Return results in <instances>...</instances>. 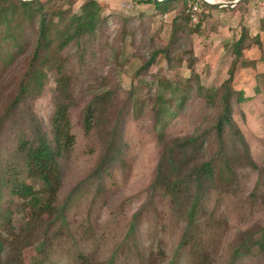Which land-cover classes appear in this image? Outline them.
Wrapping results in <instances>:
<instances>
[{"label": "rangeland", "instance_id": "rangeland-1", "mask_svg": "<svg viewBox=\"0 0 264 264\" xmlns=\"http://www.w3.org/2000/svg\"><path fill=\"white\" fill-rule=\"evenodd\" d=\"M43 1L60 14L78 12L83 0ZM97 1L107 23L80 47L70 44L60 53L68 63V146L57 160L59 180L54 168L49 182L42 183L40 168L7 155L10 149L17 156L29 141L26 121L16 125L6 119L0 126V264H264V250L256 243L264 239V68L256 60L264 57V0H242L223 9L200 2V25L188 22L189 33L173 45L175 54L189 50L181 63L170 69L159 55L145 72L137 71L144 42L157 48L166 44L174 11L137 23L131 16L150 7L130 0ZM242 27L260 42L249 41L240 60L246 66L235 65L234 87L244 99L231 103L230 117L255 166L234 145L231 161L222 163L210 127L219 110L216 91L228 76L232 43ZM191 57L195 79L186 65ZM24 61L20 57L0 68V116ZM50 74L40 94L29 99L38 120L48 126L56 85ZM199 88L213 94V104L198 95ZM92 89L104 91L103 98L109 94L105 109L85 121L83 108ZM155 94L161 103L154 104ZM205 128L210 131L195 161L217 154L214 178L189 219L185 196L175 203L165 184L151 183L162 144ZM228 133L227 141L234 143ZM113 151L116 158L102 165L104 154L110 157ZM23 190L38 196L35 207Z\"/></svg>", "mask_w": 264, "mask_h": 264}, {"label": "trees", "instance_id": "trees-1", "mask_svg": "<svg viewBox=\"0 0 264 264\" xmlns=\"http://www.w3.org/2000/svg\"><path fill=\"white\" fill-rule=\"evenodd\" d=\"M130 2L151 9V11L150 9L138 10L136 14L131 16V20H135L137 23L143 21L148 23L154 14L164 15L171 11L175 13L170 20L169 38L163 47H149L147 41L144 42V49L139 53L142 63L137 71L145 72L159 55L162 56L169 68L174 63L180 64L184 54L189 50L184 49L179 54H175L173 45L180 39V36L190 31L188 28L189 19L184 10L186 0H168L164 3H154L151 0H130ZM49 5L48 1L43 0H0V68L4 69L9 65H13L20 57L25 59L23 70L16 78L8 104L2 110L0 126L6 119L16 125L26 121L29 126L27 132L29 141L26 144L22 143L20 151L16 152L18 155L16 156L10 149L6 153L7 155L12 153L14 158L26 162L29 166L33 164L36 169L40 168L39 180L42 183L49 182L50 171H53L54 168L56 177L59 180L57 160L62 156V151L68 146L65 141L67 139L65 133H67L68 120L66 112L68 104L65 103L67 98L65 92L67 82L65 79L67 76L64 71L65 64L68 63L67 58L60 56V53L70 44H74L77 48L80 47V41L93 38L96 31L107 23L108 17L103 15V6L97 0H83L79 5L78 12L66 11L60 14L51 13ZM211 8L223 9V7ZM201 18L202 16L196 24H193L195 28L200 25ZM262 24L264 25V20H262ZM241 30L242 32L232 43L233 59L228 69V76L221 84L220 89L218 88L216 91L219 110L210 124L211 129L218 138V155H220V160L224 164L231 161L229 152L233 145L235 151L238 149L236 146H241L244 156L249 160L246 145L236 131L230 117L231 103H238L244 99L242 91L234 87L233 82L238 77L233 76V71L239 68L235 65L246 66L244 62L240 64V60L242 50L246 48L248 42L251 41L258 45L260 40L255 35L249 38L243 27ZM193 60V57L187 58L186 65L195 79V72L192 71ZM256 60H259L264 68L263 55H260V58ZM47 71L51 73L50 77L56 84L51 88L50 93L53 112L49 126L42 125L29 104V99L42 91L43 82L47 78ZM201 90L203 88H199V94L196 93L204 97L208 103L213 104V94H210L208 90L206 92ZM106 92L108 96L109 91ZM104 93V91L95 93V89H92V97L83 108L85 121L94 118L105 109L107 96L103 98ZM162 101L161 96L155 94L154 104ZM178 103L181 105L182 101ZM119 122L120 120H116L114 125L118 126L117 123ZM205 129L192 135L166 140L162 144V151L151 183L152 187L165 184L175 203H178L185 196L183 198L189 201L186 205L185 215L189 219L195 214L201 198L214 178V164L217 154L214 155V159L195 161L197 152L202 149V145L207 138L206 135L210 131V128ZM228 130L235 138L234 143L232 138L227 141ZM50 131L52 133L51 137ZM235 151L233 156H237ZM115 155L116 151H113L110 157L104 154L102 165L111 162L112 159L116 158ZM235 159L237 158L232 160ZM106 160H109V162L106 163ZM249 163L255 166L250 160ZM96 169L93 172L94 174L102 170L101 165ZM171 174L174 175L173 179L169 178ZM20 193L26 195L28 203L32 207L39 203L38 196L31 191L23 190ZM183 205L185 204L181 203L178 206ZM256 243L263 251L264 239L259 237ZM242 247L248 248L245 245L240 246V248Z\"/></svg>", "mask_w": 264, "mask_h": 264}, {"label": "built area", "instance_id": "built-area-1", "mask_svg": "<svg viewBox=\"0 0 264 264\" xmlns=\"http://www.w3.org/2000/svg\"><path fill=\"white\" fill-rule=\"evenodd\" d=\"M186 14L191 24H196L200 18L202 5L199 0H188L186 3Z\"/></svg>", "mask_w": 264, "mask_h": 264}, {"label": "water", "instance_id": "water-1", "mask_svg": "<svg viewBox=\"0 0 264 264\" xmlns=\"http://www.w3.org/2000/svg\"><path fill=\"white\" fill-rule=\"evenodd\" d=\"M151 1L154 3H164L168 0H151ZM199 1L208 7H233L242 0L214 1V2H209L206 0H199Z\"/></svg>", "mask_w": 264, "mask_h": 264}, {"label": "bare ground", "instance_id": "bare-ground-1", "mask_svg": "<svg viewBox=\"0 0 264 264\" xmlns=\"http://www.w3.org/2000/svg\"><path fill=\"white\" fill-rule=\"evenodd\" d=\"M206 1H209V2H214V1H212V0H206Z\"/></svg>", "mask_w": 264, "mask_h": 264}]
</instances>
